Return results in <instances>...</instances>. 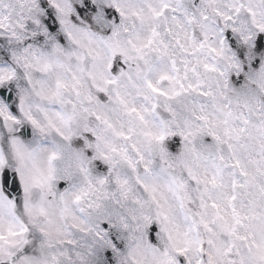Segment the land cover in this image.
Wrapping results in <instances>:
<instances>
[{"label": "snow or ice", "instance_id": "obj_1", "mask_svg": "<svg viewBox=\"0 0 264 264\" xmlns=\"http://www.w3.org/2000/svg\"><path fill=\"white\" fill-rule=\"evenodd\" d=\"M0 264H264V0H0Z\"/></svg>", "mask_w": 264, "mask_h": 264}]
</instances>
